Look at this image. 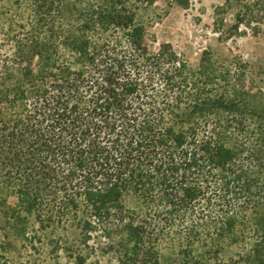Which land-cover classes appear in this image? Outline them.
<instances>
[{"label": "trees", "instance_id": "obj_1", "mask_svg": "<svg viewBox=\"0 0 264 264\" xmlns=\"http://www.w3.org/2000/svg\"><path fill=\"white\" fill-rule=\"evenodd\" d=\"M156 1L25 0L27 20L0 28V264L69 230L48 241L54 260L161 264L176 231L180 264H225L219 250L259 213L264 95L206 55L193 67L171 45L151 52ZM226 5L229 37L264 20V0ZM255 228L235 264H264V217Z\"/></svg>", "mask_w": 264, "mask_h": 264}, {"label": "rangeland", "instance_id": "obj_2", "mask_svg": "<svg viewBox=\"0 0 264 264\" xmlns=\"http://www.w3.org/2000/svg\"><path fill=\"white\" fill-rule=\"evenodd\" d=\"M27 6L25 0H0V28L25 22L31 15ZM237 12L236 6L227 7L226 0H192L189 6H179L173 0H157L149 11L154 23L147 40L148 47L151 52H157L162 45H171L174 52L193 67H197L206 55L214 62L217 71L227 77L229 84L255 95H264V20L254 25L257 30L244 25L237 35L229 37ZM251 143L253 150L264 152V136L257 134ZM259 172L264 174V170ZM259 183L264 184V180ZM258 208L259 213H249L245 227L239 229L236 235L239 243L235 245L229 239L219 250L225 264H235L240 254H247L252 249L256 223L264 217V201H260ZM215 217L213 214L212 219ZM211 234L215 238L214 233ZM41 236L44 246L40 247V252H21L17 259L15 255L17 264H56L55 261L57 264H71L64 254L60 255V260H54L47 243L60 236L74 239L72 231H51ZM185 237L176 231L161 235V264H180L178 252L184 248L180 242ZM196 237L200 243L195 244V255L203 253L206 248L201 243L209 241L206 233L196 234ZM15 243L20 246V243ZM212 246L209 250L213 249Z\"/></svg>", "mask_w": 264, "mask_h": 264}]
</instances>
